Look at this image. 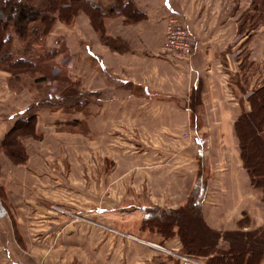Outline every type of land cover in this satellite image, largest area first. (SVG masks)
I'll return each instance as SVG.
<instances>
[{"label": "crops", "instance_id": "obj_1", "mask_svg": "<svg viewBox=\"0 0 264 264\" xmlns=\"http://www.w3.org/2000/svg\"><path fill=\"white\" fill-rule=\"evenodd\" d=\"M99 1L107 6L115 0ZM132 1L144 18L136 24H127L123 17L108 20L105 29L112 46L101 41L84 15L73 27L57 22L47 36L45 46L57 53V64L73 58L75 71L63 74L62 80L77 81L79 92L90 95L89 104L74 113L37 110L36 132L42 140L27 141V166L17 168L4 155L0 159L8 211L0 217V264H40L42 259L45 264H180L152 245L182 254L181 238L175 235L163 242L157 233L148 236L144 224L153 209L177 211L185 206L200 184L205 188L203 216L209 228L223 234L264 228V193L252 185L235 128L243 111L251 110L247 96L264 77V29L251 33V38L241 37V18L250 0ZM172 17L197 43L189 61L164 51ZM246 62L256 67L244 97L231 87V78L247 72ZM1 74L0 97L8 92L9 77ZM5 97L0 100V148L34 102L29 94ZM13 99L14 105L9 102ZM71 124L93 139L97 153L103 154V143L109 141L106 158L141 157L143 163L129 169L143 180L131 185L110 182L115 196L119 191L124 198H110V207L95 208L116 234L94 230L86 243L79 231L67 229L55 246L44 215L28 202L37 190L43 195L41 202L51 201L41 182L50 180L47 159L60 156L63 143L74 137L59 133L58 127ZM118 136L130 145L124 147L125 157L117 152L122 148L117 147ZM76 138L83 141L84 156L87 138ZM118 168L115 165L110 174ZM82 170L87 171L85 165ZM93 170L102 174L103 168ZM101 183H95L100 190ZM221 247L229 248L226 242Z\"/></svg>", "mask_w": 264, "mask_h": 264}, {"label": "trees", "instance_id": "obj_2", "mask_svg": "<svg viewBox=\"0 0 264 264\" xmlns=\"http://www.w3.org/2000/svg\"><path fill=\"white\" fill-rule=\"evenodd\" d=\"M82 12L90 17L101 41L109 46L112 41L105 29L108 20L123 17L127 24H136L144 18L132 0H115L107 6L99 0H0V69L11 74V90L15 85L19 90L37 94L23 118L6 134L0 148L16 166L28 161L25 140L40 139L36 132L37 110L74 113L89 104L90 95L81 94L77 82L68 83L59 76L65 87L55 94L46 87L57 66V53L46 48V38L57 20L70 25ZM263 24L264 0H255L251 12L242 18L241 31L249 29L255 33ZM255 67L246 62L247 72L231 78V87L244 97ZM245 102L251 110L243 111L236 123V133L252 185L264 193V77ZM3 192L0 185V195ZM204 194L205 188L200 184L179 210L153 209L144 227L157 233L163 242L178 235L183 254L207 257L210 264H264V228L225 234L212 230L204 221ZM224 242L228 243V249L221 247Z\"/></svg>", "mask_w": 264, "mask_h": 264}, {"label": "rangeland", "instance_id": "obj_3", "mask_svg": "<svg viewBox=\"0 0 264 264\" xmlns=\"http://www.w3.org/2000/svg\"><path fill=\"white\" fill-rule=\"evenodd\" d=\"M254 1L255 0H250V7L244 14H242V18L245 15H247L249 12H251ZM83 15L88 17L91 22L90 17L87 14L82 12L73 19V22L70 25H66V26L73 27L75 23L77 22L78 18ZM57 22H61V21L57 20ZM263 29H264V26H261L256 32L263 31ZM251 33L252 32H250L249 29H246L245 31H241V34H243L241 37L249 38ZM245 48L249 49V45L247 42H246ZM246 51L248 52V50ZM190 59H192V57L189 59L179 60V61H189ZM73 71H75V65H74V60L72 57L63 59L61 62H59L53 71V76H54L53 79L47 82L46 87L48 91L52 94H55L59 91L60 88H62L63 86L65 87L66 84L63 83L62 81H59L58 77L62 76L63 74L67 75L68 72L71 73ZM2 72L9 74V77L7 78L5 82L8 92H6V94L1 95L3 99L7 100L5 95L11 96L12 94V96L13 95L21 96V95L29 94L32 97L33 101L35 100V96H37L36 93L34 94L30 93L28 90H19V88H17V86L15 85L13 86V90H11V88H9L11 74L7 71L0 69V73ZM0 76H3V74H1ZM76 82L77 81H75V83ZM3 84L4 82H2V85ZM1 97H0V100L4 101ZM9 102H11L13 105L16 103L14 99L13 101L9 100ZM80 130L76 127L75 124L74 125L73 124L62 125L58 127L59 133L69 134L74 137H70V140H68L67 142L65 141L66 142L65 144L63 143V146L59 153L60 156L53 155L52 158L47 159V162L50 165L49 175H48V178L50 180H48L46 183L43 180L41 183L46 184V186L48 187V189H44L45 190L44 193H48L45 195H47L49 200L51 201L48 203L41 202L40 197H42L43 195L41 194L40 190H37L38 191L37 196L32 195V198H35V199H31L28 202L29 207H31L34 212L36 211L39 215H44L45 217L44 219L46 220L48 224V227L46 230L47 235L52 241V244L55 246L61 243V241L63 240V235L67 229L70 231H79L77 232V234L83 235L86 243L89 237L91 236L90 234L94 230H100V231H103V233L105 232L109 234H112V233L116 234L117 233L116 228L111 227L112 225L108 223L102 215L100 216V213L97 212L95 208L96 207L100 208L99 205L102 206V209H106L107 207H110L111 204H114V201L111 200L110 198H115L116 196H117L116 199L117 198L119 199L120 197H121L120 199L124 198L125 194L119 191H118L119 193L117 192V195L115 196L116 191H112L109 189L111 187L110 182L116 180L118 182H123V183H127L128 185H131V183H139V182H142L143 180L142 179L143 177L141 174H135V173L132 174V171L130 172V169H129V167L132 165L139 166L140 164H142L143 160L141 159V157H138L136 160H133V161H132V158L131 159L106 158V157H109V156H106L107 154L109 155V141L103 143V146H104L102 148L103 154L102 152L97 153L98 145L96 146L93 139L87 136V134L85 135L83 131H80ZM78 134L87 138V142L85 144V155L84 156H82L81 154L82 152L80 148L81 145L83 144L82 143L83 141L81 142L80 140V143H79V141L76 138ZM120 138L121 137L118 136L116 144H117V147L121 146L122 148L121 150L117 152L119 156L125 157L126 155L124 154L127 153V150L124 147H128L130 145L127 146L126 144L127 142L123 141ZM30 139H34V138H28L25 140V147L27 149V152H28V148H27L26 143ZM41 140H42L41 138L37 139V141L39 142H41ZM100 147L101 145L99 144V149ZM77 153H79V156H77L78 155ZM101 154H102V157L100 156ZM3 155L8 159V161L13 166L17 168H23L27 166L30 160V157H29L25 165L16 166L15 164L11 162V160L2 151L0 152V159L2 158ZM28 155H29V152H28ZM117 164L119 165V168H118L119 170L117 171L118 173L110 174L112 171L114 172L113 168ZM82 165H85V168L87 170L85 173L82 170ZM98 166H101L103 168L102 174H98V173L94 174L93 169H95ZM1 176H2V172H1V166H0V185L2 186ZM40 176H44V174ZM161 176H164V175H158L157 177H161ZM100 179L102 182L101 190L97 188V186H95V183H98ZM130 187L131 186H129V188ZM125 189L122 192H125L126 191ZM5 198H6V195H5V190H4L3 194L0 195V203H2V205L6 209L5 202H4ZM7 214H8V211H7ZM147 233H148V236L150 237H152L151 235H156L154 234L155 232H153V230H150V232L148 231ZM133 239H135L136 241H139L137 238L133 237ZM92 240L93 239H91V241ZM159 247H163V246H159ZM188 255H191V254H188ZM192 256H196V255H192ZM196 257L202 258L210 264L209 258L201 257V256H196ZM42 263L45 264V260L42 259V262L40 264Z\"/></svg>", "mask_w": 264, "mask_h": 264}, {"label": "built area", "instance_id": "obj_4", "mask_svg": "<svg viewBox=\"0 0 264 264\" xmlns=\"http://www.w3.org/2000/svg\"><path fill=\"white\" fill-rule=\"evenodd\" d=\"M166 54L172 56L177 60H185L193 57L197 51V43L193 39L190 31L179 21L177 17H172L168 21L167 40L164 46ZM7 210L0 203V217H5ZM155 249L173 255L179 260L180 264H209L202 258L179 254L167 250L166 248L152 245Z\"/></svg>", "mask_w": 264, "mask_h": 264}]
</instances>
